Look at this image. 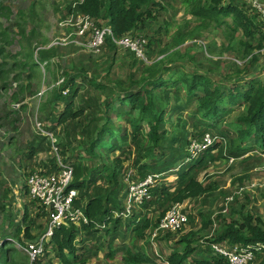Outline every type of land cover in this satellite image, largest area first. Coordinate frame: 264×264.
Returning <instances> with one entry per match:
<instances>
[{
    "label": "rangeland",
    "instance_id": "374dc122",
    "mask_svg": "<svg viewBox=\"0 0 264 264\" xmlns=\"http://www.w3.org/2000/svg\"><path fill=\"white\" fill-rule=\"evenodd\" d=\"M248 7L246 13H253V2L264 6V0H242ZM164 7L156 13L154 22L147 20V28L139 31L148 41L152 38L157 41L150 53L146 54L147 62L151 64L154 60L161 59L168 54L169 48L176 51L174 60L184 56L185 60L180 61L191 72L195 68L201 72H207L210 68H216L217 74L213 80L218 82L221 75L227 71L228 63H234L240 70L245 68V62L238 60L233 51H228L230 44L238 45L239 41H248L245 35L238 31L233 33L231 27L234 19H225L227 25H217L212 20L201 22L191 15L181 4V0H158ZM67 0H1L0 11V235L1 228L5 231L9 226V213L13 218L20 221L25 212V207L30 213V220L35 225L31 226L33 235L37 240L45 232L48 220L42 214L37 203L32 202L28 194H25L24 187L31 171L49 166L51 160L57 163L56 152L53 148V141L50 135L58 142H62L77 152H84L85 146L90 144L101 130L104 123V108L106 99L110 96V89L117 88L118 83L125 87L131 86L133 81L140 77V66L142 63L135 59L131 52L118 48L115 53H110L107 47L99 55H94L86 49L73 45L75 35L73 28L64 27L68 18L65 10ZM3 34V35H2ZM179 34H187L185 42L173 47L174 39ZM71 35V37H70ZM259 42L262 41L257 37ZM42 49H54L55 56L51 59L49 68L46 63L40 64L35 69L22 68L18 64H31L39 60V51ZM257 52V51H255ZM260 54V53H259ZM195 57V61H190ZM259 63L252 68L247 78H257L264 82V52L261 51ZM82 64L90 68L92 73L100 74L99 81L109 87L106 91H98L86 84L79 87V94L74 101L75 109L84 108V116L78 120L67 122L62 128H53L54 116L51 120L46 119L44 108L49 111L53 105H48L55 92L61 91L59 86L62 83V70L69 66ZM175 66L173 63L172 67ZM248 71V68H246ZM220 73V79L219 74ZM30 74H32L31 77ZM19 76V81L15 80ZM81 84V83H79ZM8 85V90H1V87ZM22 87L24 88L22 90ZM14 93L16 95H14ZM63 95L71 98V91H64ZM158 93V97H160ZM166 109L177 108L179 103L175 97H171L169 104H163ZM102 108V109H101ZM243 110V109H242ZM235 107L231 114L225 117L223 126L234 123L242 111ZM165 130L166 140L163 146V155L154 160H145L141 157V151L147 144L138 140L133 143V130L127 121L115 120L114 124L123 127L127 139L122 140L124 146L130 147L122 155L124 169L120 178L124 184L119 200L123 203L122 210L125 211V190L127 187L126 177L129 172L133 173L132 180L141 179L139 165L142 162L148 165L157 163L165 170L178 153L182 156L177 160L187 161L190 155V146L193 143L202 144L204 138L210 135L213 138V145L216 142L218 147L213 152L203 156V163L195 167L190 176L199 183L211 189L212 192L204 194L196 199H191L180 204L183 211L189 217V223L177 234H165L155 238L153 222L166 210L168 212L171 195L178 189L176 179L170 183L165 180L159 194L139 207H134L132 215L120 217L121 227L133 222L131 228H124L123 238L126 245L133 243L135 252H144L149 261L146 264H166L167 258L174 252H182L181 246H177L182 235L189 232L198 233L201 242L197 245V251L185 264H194L193 258H210L216 255L213 252L209 238H213L223 224V218L242 222L243 216L250 213L255 218L264 220V153L257 148L254 151L240 157H235L229 150L230 140L222 137L218 130H204L188 115L185 109L182 112L176 111L170 114ZM204 134V135H203ZM117 147H121L116 141ZM254 146V141L249 142ZM38 148L37 152H32ZM101 153V151H98ZM187 152V157L183 155ZM206 152V151H204ZM119 155L101 153L102 163L106 166L113 165V159ZM202 153L197 156L198 160ZM61 158V157H60ZM178 163V162H175ZM58 165V163H57ZM146 174V173H145ZM176 174V173H174ZM103 182L102 179H99ZM177 186V187H176ZM166 188L165 193L161 189ZM105 188L99 184L91 191V195L100 194ZM245 205V208L243 206ZM202 215L206 221L212 224L204 226ZM222 216L218 220V216ZM5 220V221H4ZM132 220V221H131ZM147 226L145 238H135L132 230L135 226ZM24 227V226H23ZM109 227V226H108ZM6 233V232H5ZM85 238V233L83 234ZM93 244H103L102 250L97 258H93L88 264H126L121 255L110 259L106 255L110 246L113 245L111 235L99 232ZM15 243H9L12 249L8 264H28V257L23 252L26 240L23 235L19 238H11ZM111 240V242H110ZM91 245V242L89 243ZM116 245V244H115ZM0 246L2 238L0 236ZM117 246V245H116ZM8 248V249H9ZM115 249V247H113ZM107 253V254H106ZM8 259V258H7ZM154 262V263H152ZM41 264H62L52 251L43 257Z\"/></svg>",
    "mask_w": 264,
    "mask_h": 264
},
{
    "label": "trees",
    "instance_id": "16d2710c",
    "mask_svg": "<svg viewBox=\"0 0 264 264\" xmlns=\"http://www.w3.org/2000/svg\"><path fill=\"white\" fill-rule=\"evenodd\" d=\"M67 2L68 6L65 10L68 17L72 14H85L99 24L108 25L115 39H121L129 34L138 35L139 31H144L148 27L146 21L154 22L157 11L164 9L158 0H67ZM181 4L186 11L188 9L189 13L202 23L212 20L219 26L227 25L225 19L232 17L234 21L231 31L234 34L241 31L248 41H239L237 46L230 44L227 50L233 51L238 60L245 62V68L240 70L234 63H228L227 71L221 75V80L216 82L213 80V75L217 74L216 68L201 72L200 69L194 67L193 71L188 72L186 66L180 64L182 63L180 61L185 60L184 56L174 60L176 51L172 48H169L168 54L161 59L154 60L151 64H145L135 56V59L142 63L140 77L133 81L131 86L125 87L122 83H118L117 88L110 89V96L106 99L104 108H101L104 115L102 128L92 142L85 146L84 152L81 150L74 152L72 148H66L62 142H58V146L56 145L60 150L56 157H61L64 164L72 165L74 168L72 188L79 192L75 206L82 208L89 218L87 225L60 227L54 232L46 246V254L48 255L49 251L56 253L62 264H88L93 258H97L103 248V244H93L98 239L96 236L99 232L111 235L113 245L109 247L108 254L106 253L108 258L115 259L121 255L126 264H146L149 261L147 254L135 252L132 249L133 243L126 245L124 240L118 242L123 238L124 228H131L133 224V222L127 223L120 230V218L113 217L114 212L123 209L121 198L119 200V194L124 188L120 179L123 175V163L125 162L122 155L130 147L124 146L122 140L125 142L127 136L123 127L112 122L113 119L129 123L133 130V143L142 140L147 144L140 154L141 157L144 156L145 160H154L163 155L162 145L167 135L165 127L168 119L166 117L185 109L202 129L218 130L222 137L228 138L230 140L229 150L235 157L248 154L257 148L264 153V82L257 78H247L252 68L259 63L261 51L264 49V22L255 11L252 14H247L246 11L249 8H246V3L242 0H181ZM0 11H2L1 0ZM186 36L187 34H179L174 39L172 46L183 44ZM257 37H260L262 41L259 42ZM154 46H158L157 41L149 38L146 53H150ZM106 47L110 53H115L114 51L118 49L111 38L107 39ZM54 54V49H42L38 53L39 60L30 65L18 64L17 66L29 67L31 70L46 63L49 68ZM195 60L196 58L193 57L190 61ZM173 63H175L174 67H172ZM218 74L220 79V73ZM31 76L32 74L29 77ZM61 77L62 83L59 86L61 91L55 92L48 104L53 105L52 108L49 111H47L49 106L44 108L47 120H51L54 116L55 122L52 124L54 129L62 128L67 122L78 120L84 116V108L75 109L74 107V101L79 94L81 85L86 84L98 91L109 89L107 85L99 81L100 74L92 73L90 68L82 64L69 66L62 70ZM19 78L17 76L15 80L19 81ZM8 87V85H4L1 90L6 92ZM67 90L71 91V98L63 95ZM158 93H160V97H158ZM14 95L16 94L14 93ZM172 96L177 99L179 106L166 109L163 104H169ZM235 107L243 109L237 120L223 126L225 117L231 114ZM116 141H119L122 146L117 147ZM250 141H254V146L249 144ZM218 143L220 142H216L214 146L203 152L198 160L194 159L190 163L177 161L182 156L181 152L172 159L166 158V161L170 160L174 164L165 170L161 169L157 163L148 165L142 162L137 164L141 180L152 174L161 176L156 187L152 190L153 197L159 194L157 190L161 188V183L165 180L173 184L178 182V189L171 195L169 209L174 205L183 204L188 200L212 192L190 174L195 167L203 163L204 155L217 149ZM32 148L34 149V147ZM37 149H34L32 155L38 151ZM99 150L105 155L115 154L118 151L119 155L113 159L112 166H106L100 162L103 157L98 152ZM185 157H187V152L183 155V159ZM49 164L43 168L50 173H56L58 165L55 160H51ZM173 178L176 181L172 180ZM99 179H102L103 182ZM101 183L105 188L100 190V194L91 195V191ZM166 188L163 187L161 193H165ZM24 189L25 194H28V188L25 186ZM32 202L37 203L42 211L41 215L47 218L43 207L35 200ZM165 212L166 210L158 216L153 225L157 226L166 214ZM8 218L10 220L7 230L1 228L0 264H8L10 261L9 256L12 249L8 246L9 243H15L11 238H19L23 235L26 240H36L33 235L34 231L31 229L35 223L30 220L27 207H25L20 221L13 218L11 213ZM200 218L203 219L205 227L212 224L210 221H206L202 215ZM221 218V215L218 216V220ZM103 224H105V228L101 227ZM147 229L146 225H137L132 232L135 238H145L144 233ZM84 233L85 238L83 237ZM201 239L199 234L194 232L182 235L177 243V246H181L182 252L174 251L167 258V262L169 264H185L198 250L197 245ZM209 242L211 244L227 242L230 246L253 245L258 255L255 264H264V220L255 218L250 213L243 216L242 222L223 218V224L220 225L215 236L209 238ZM42 261L43 258L39 264ZM192 262L194 264H228L218 255H211L210 258L194 257Z\"/></svg>",
    "mask_w": 264,
    "mask_h": 264
},
{
    "label": "built area",
    "instance_id": "2783aa9c",
    "mask_svg": "<svg viewBox=\"0 0 264 264\" xmlns=\"http://www.w3.org/2000/svg\"><path fill=\"white\" fill-rule=\"evenodd\" d=\"M255 11L264 22V6L253 2ZM64 27L73 28L75 35L73 45L86 49L94 55H99L106 47L108 38L118 48L127 50L134 54L137 59L147 62L146 45L148 41L143 35H126L121 39H115L111 28L108 25L99 24L85 14H72L66 19ZM70 35V37H71ZM264 52V49L262 50ZM264 66V65H263ZM53 141V148L56 152V140L50 135ZM213 145V138L207 135L202 144L193 143L189 150L190 155L186 163L196 159L198 155L210 149ZM58 154V153H57ZM56 154V155H57ZM59 169L56 173H50L47 169L41 168L32 171L26 181L29 197L38 202L47 214V228L37 240L26 243L22 250L28 257V264H39V261L46 254V246L49 244L54 232L60 227L89 224V218L82 208L75 206L79 192L72 188L74 179V168L72 165L64 164L60 157H57ZM133 173L129 172L126 177L127 187L125 190V211L117 213V217H129L133 208L139 207L152 198V190L156 187L159 174L148 175L145 179L132 180ZM189 223L188 215L183 211L181 205H174L168 210L158 222L154 237L158 238L165 234H177ZM103 224L101 227L105 228ZM213 252L225 259L228 264H255L257 261V250L253 245L230 246L227 242L212 244ZM41 264V263H40ZM166 264H169L166 262Z\"/></svg>",
    "mask_w": 264,
    "mask_h": 264
},
{
    "label": "clouds",
    "instance_id": "9594fccd",
    "mask_svg": "<svg viewBox=\"0 0 264 264\" xmlns=\"http://www.w3.org/2000/svg\"><path fill=\"white\" fill-rule=\"evenodd\" d=\"M185 163H186V161H185ZM190 163V162H189ZM58 169H59V166H58ZM78 191V190H77ZM47 228V227H46ZM26 244V243H25ZM24 244V245H25ZM214 244V243H213ZM260 255H263V254H260ZM257 260H258V255H257ZM257 262V261H256Z\"/></svg>",
    "mask_w": 264,
    "mask_h": 264
},
{
    "label": "crops",
    "instance_id": "0c3cea01",
    "mask_svg": "<svg viewBox=\"0 0 264 264\" xmlns=\"http://www.w3.org/2000/svg\"><path fill=\"white\" fill-rule=\"evenodd\" d=\"M160 237H162V236H160Z\"/></svg>",
    "mask_w": 264,
    "mask_h": 264
}]
</instances>
